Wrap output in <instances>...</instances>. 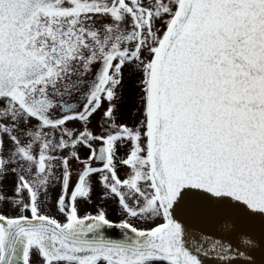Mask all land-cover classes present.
Instances as JSON below:
<instances>
[{
	"label": "snow or ice",
	"instance_id": "obj_1",
	"mask_svg": "<svg viewBox=\"0 0 264 264\" xmlns=\"http://www.w3.org/2000/svg\"><path fill=\"white\" fill-rule=\"evenodd\" d=\"M0 264H264V0H0Z\"/></svg>",
	"mask_w": 264,
	"mask_h": 264
},
{
	"label": "flooded vegetation",
	"instance_id": "obj_2",
	"mask_svg": "<svg viewBox=\"0 0 264 264\" xmlns=\"http://www.w3.org/2000/svg\"><path fill=\"white\" fill-rule=\"evenodd\" d=\"M126 96L129 98V101L132 100L134 102V97L132 96V88L130 85H128V91L126 92ZM128 107H130V104H128ZM131 108V107H130ZM132 111H135V107L134 108H131ZM134 118L133 117V113H131V115H126L124 117L125 120H128V119H131L133 122H134ZM131 121V122H132ZM132 122V123H133ZM116 212L113 210V209H109V214H110V217H113V215L115 214Z\"/></svg>",
	"mask_w": 264,
	"mask_h": 264
},
{
	"label": "rangeland",
	"instance_id": "obj_3",
	"mask_svg": "<svg viewBox=\"0 0 264 264\" xmlns=\"http://www.w3.org/2000/svg\"><path fill=\"white\" fill-rule=\"evenodd\" d=\"M129 104H130V107L131 108H134V102L132 101V100H130L129 101ZM132 113H133V117H135V111H132ZM129 124H132V120L131 119H128V120H126ZM132 121V122H131ZM90 211L91 210H93L92 208H90L89 209ZM114 210V209H113ZM111 219H114V220H118L120 217L117 215V213H115L114 215H113V217H110Z\"/></svg>",
	"mask_w": 264,
	"mask_h": 264
}]
</instances>
